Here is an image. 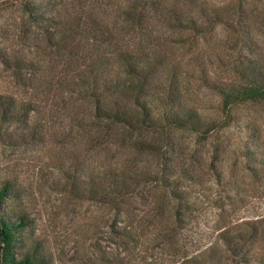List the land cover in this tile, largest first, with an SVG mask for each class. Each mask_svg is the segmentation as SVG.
<instances>
[{
    "label": "rangeland",
    "instance_id": "obj_1",
    "mask_svg": "<svg viewBox=\"0 0 264 264\" xmlns=\"http://www.w3.org/2000/svg\"><path fill=\"white\" fill-rule=\"evenodd\" d=\"M134 1L0 0V103L11 101L20 111L12 117L0 104V188L7 181L12 185L0 205V223L1 217L16 224L24 217L16 231V258L33 250L37 264H105L111 253L128 256L122 236L112 233L113 225L123 230L125 214L94 192L111 151L95 149L78 123L92 117L98 57L108 64L100 70L103 79L117 70L110 56L115 46L106 44L112 5ZM172 5L180 13L157 18L152 36L169 52L171 70L182 73V102L216 124L226 121L224 92L264 86V0ZM232 113L235 121L217 125L207 139L176 132L168 160L154 154L136 158L142 167L178 165L183 185L195 184L189 192L200 215L196 224L215 233L196 241L193 250L219 230L264 215V101L240 103ZM128 209L130 216L141 210L134 202ZM157 256V248L135 251L132 263L158 264Z\"/></svg>",
    "mask_w": 264,
    "mask_h": 264
},
{
    "label": "trees",
    "instance_id": "obj_2",
    "mask_svg": "<svg viewBox=\"0 0 264 264\" xmlns=\"http://www.w3.org/2000/svg\"><path fill=\"white\" fill-rule=\"evenodd\" d=\"M172 2L135 0L127 5L119 2L112 5V26L106 44L115 46L110 56L117 70L103 79L104 72L100 70L108 64L101 57L93 64L96 80L90 93L95 101L89 112L92 117L79 121L78 125L83 134H91L89 140L95 149L112 154V160L107 157L110 166L104 175L97 173L95 177L96 199L111 205L118 215L124 213L127 220L123 221L121 232L114 230L113 225L112 233L122 236L121 246L128 256L111 253L105 264H133L135 251L141 254L151 248L159 250V256L155 257L158 264L171 259L174 264H264V215L219 230L213 241L193 250L196 241L215 233L201 231L202 227L196 224L200 215L195 212L189 192L195 184L183 185L181 176L177 177L180 168L167 161L155 166L137 164L136 158L143 154L160 155L168 160L167 153L175 147L176 132L190 131L207 139L217 125L225 128L235 121L232 112L238 104L264 101V86L224 92V109L229 117L217 124L215 119L182 102V73L171 70L169 52L159 38L152 36L157 18L171 20L173 12L180 13ZM123 31L125 46L119 48L117 43ZM100 78L106 81L104 86H99ZM0 104L10 116L20 114L13 102ZM127 154H132V158ZM194 179L191 176V181ZM11 193V183H3L0 205ZM133 202L141 210L130 216L128 208ZM17 222L10 223L1 217L0 264H37L34 250L20 258L14 256L16 231L25 224L24 217Z\"/></svg>",
    "mask_w": 264,
    "mask_h": 264
},
{
    "label": "water",
    "instance_id": "obj_3",
    "mask_svg": "<svg viewBox=\"0 0 264 264\" xmlns=\"http://www.w3.org/2000/svg\"><path fill=\"white\" fill-rule=\"evenodd\" d=\"M1 239H2V228L0 226V248H1ZM1 261V260H0Z\"/></svg>",
    "mask_w": 264,
    "mask_h": 264
}]
</instances>
